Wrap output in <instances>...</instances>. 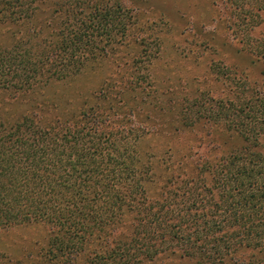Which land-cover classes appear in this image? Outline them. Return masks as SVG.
Returning <instances> with one entry per match:
<instances>
[{
	"label": "rangeland",
	"instance_id": "374dc122",
	"mask_svg": "<svg viewBox=\"0 0 264 264\" xmlns=\"http://www.w3.org/2000/svg\"><path fill=\"white\" fill-rule=\"evenodd\" d=\"M99 1L122 5L128 16L125 33L98 45L97 55L77 74L37 81L25 94L0 92V115L15 119L30 113L43 124L73 125L82 124L84 111L101 107L103 128L139 130L148 202L180 201L187 184L204 194L208 186L217 194L219 160L245 145L228 120L233 104L249 98L252 90L264 94V0H36L32 19L0 17V51L17 43L35 53L37 44L52 49L68 13L88 16ZM126 115L129 121L122 122ZM254 150L264 155L263 138ZM51 231L44 224L2 229L0 264H114L113 258H90V253L103 255L128 240L132 218L75 258L47 255ZM160 250L152 258L130 260L200 264L201 258L184 255L178 243ZM222 262L264 264V248L240 247Z\"/></svg>",
	"mask_w": 264,
	"mask_h": 264
},
{
	"label": "trees",
	"instance_id": "16d2710c",
	"mask_svg": "<svg viewBox=\"0 0 264 264\" xmlns=\"http://www.w3.org/2000/svg\"><path fill=\"white\" fill-rule=\"evenodd\" d=\"M35 1L0 0V17L32 19ZM103 2L88 16L69 12L52 49L37 44L35 53L17 43L0 51V92L25 94L37 81L77 74L97 55L98 45L123 35L128 16L122 5ZM260 54L264 59V48ZM233 107L228 120L245 145L219 160L217 194L206 185L208 195L187 184L182 199L173 203L166 198L148 202L139 130L103 128L97 113L101 107L84 111L82 124L73 125L43 124L30 113L15 119L0 115V231L44 224L52 228L47 255L75 258L130 217L128 240L116 242L103 255L90 253V258H113L114 264L152 258L169 243H178L184 255L201 258L200 264H222L240 247L264 248V155L254 150L264 139V94L252 90ZM126 117L122 122L129 121Z\"/></svg>",
	"mask_w": 264,
	"mask_h": 264
}]
</instances>
